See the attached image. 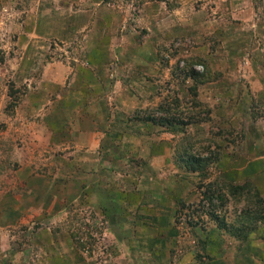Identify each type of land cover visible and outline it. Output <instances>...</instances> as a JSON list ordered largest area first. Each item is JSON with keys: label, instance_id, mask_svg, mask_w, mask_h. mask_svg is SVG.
<instances>
[{"label": "rangeland", "instance_id": "1", "mask_svg": "<svg viewBox=\"0 0 264 264\" xmlns=\"http://www.w3.org/2000/svg\"><path fill=\"white\" fill-rule=\"evenodd\" d=\"M187 58L217 73L194 99ZM173 97L193 122L134 118ZM188 132L216 144L201 180ZM263 169L264 0H0V264H264V217L219 184L264 195Z\"/></svg>", "mask_w": 264, "mask_h": 264}, {"label": "trees", "instance_id": "2", "mask_svg": "<svg viewBox=\"0 0 264 264\" xmlns=\"http://www.w3.org/2000/svg\"><path fill=\"white\" fill-rule=\"evenodd\" d=\"M168 7L170 5L167 1H164ZM199 64L203 67L201 72L195 71L191 69V65ZM183 69L186 70L187 74L191 77V81L185 86L186 92L191 95V98L197 95V88L206 81L216 80L217 73L216 71H212L207 63L203 61V59L198 60H190L185 59ZM10 94L13 93V89H10ZM189 98V100L191 99ZM195 102V100H194ZM178 101L175 97H173L170 102L168 100L162 103H158L153 107H145L142 110H135L136 117L135 119H142L150 122L151 124H155L156 126H162L164 129L168 130L169 128H173L174 126L180 124H186L193 122V120L188 119L186 122H182L178 116L176 115V109ZM157 112V115L154 113ZM192 117L195 115L193 113H189ZM191 118V117H190ZM182 128V126H181ZM170 130V129H169ZM183 131V129H182ZM201 139L192 133H185L178 137V140L175 142L172 151V160L179 167L188 170L190 172H195L197 177L201 180L206 175L204 173L206 166L216 161V150L210 151L208 154H203V150H207L208 144H213L216 147L215 143L206 142L205 144H199ZM210 140V139H208ZM213 183H216V180L211 181V183H206L204 198L208 200V203L211 205L213 199L218 201V205L223 207L225 202L227 201L224 193H220L217 196L211 193V186ZM220 188L226 189L227 193L234 197L238 198V196L245 194V201L247 202L245 205V211H247V216L249 218L254 219V223L263 219L264 217V195L259 191V189L249 180H244L242 183H225L220 182ZM183 204H179V207L175 212L177 213ZM216 210V207H212ZM250 211V212H249ZM209 215H213V211H206ZM213 217V216H212ZM217 219V216H216ZM219 227L224 226L222 220H219ZM222 224V226H221ZM234 237L238 238L237 233H231Z\"/></svg>", "mask_w": 264, "mask_h": 264}, {"label": "crops", "instance_id": "3", "mask_svg": "<svg viewBox=\"0 0 264 264\" xmlns=\"http://www.w3.org/2000/svg\"><path fill=\"white\" fill-rule=\"evenodd\" d=\"M254 177L256 179V183L257 185H259V187H261L264 191V169L261 170L259 173L254 174ZM260 234L262 235V237L264 238V225L262 226V228L260 229ZM253 240H250V242L246 243L247 245L250 244L251 246H253L252 244H255L252 242Z\"/></svg>", "mask_w": 264, "mask_h": 264}]
</instances>
